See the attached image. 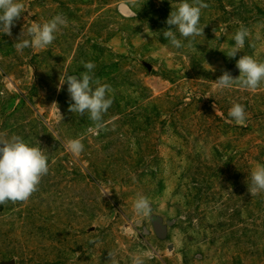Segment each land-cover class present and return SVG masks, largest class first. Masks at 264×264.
<instances>
[{
	"label": "rangeland",
	"instance_id": "rangeland-1",
	"mask_svg": "<svg viewBox=\"0 0 264 264\" xmlns=\"http://www.w3.org/2000/svg\"><path fill=\"white\" fill-rule=\"evenodd\" d=\"M21 2L13 35L0 34V134L41 147L49 172L27 201L0 205V264H106L109 250L117 264L140 253L144 264H264V192L245 183L264 165V81L215 83L223 69L238 77L244 54L264 62V0H204V34L187 47L176 31L180 49L162 30L181 0H127L134 18L125 0ZM57 14L67 26L50 45L16 50L23 28ZM242 24L249 36L230 59ZM82 62L112 89L103 130L68 111L60 86ZM139 195L148 216L134 209Z\"/></svg>",
	"mask_w": 264,
	"mask_h": 264
},
{
	"label": "clouds",
	"instance_id": "clouds-1",
	"mask_svg": "<svg viewBox=\"0 0 264 264\" xmlns=\"http://www.w3.org/2000/svg\"><path fill=\"white\" fill-rule=\"evenodd\" d=\"M121 5L126 6L127 15L130 18L135 17L136 12L131 9L127 0ZM24 7L21 0H0V34L9 37L13 35L12 29L24 13ZM207 7L208 4L204 0H191V2L181 0L178 8L172 10L165 21L168 27L162 30L163 37L174 48L180 49L185 45L177 38L176 31H178L181 37L188 39L187 47H191L192 40L189 38L204 34V29L199 27V22L201 10ZM66 26L67 19L63 14L55 15L42 25L32 23L27 33L23 28L15 38L14 47L18 52L25 48L42 49L54 41L55 33L60 27ZM26 36L30 39L25 38ZM248 36L249 29L242 24L234 36L235 43L232 50L227 53L230 59L237 56ZM82 63L85 71L79 76L66 75L64 82L60 81V86L67 84L68 111L79 113L81 116L88 113L93 124V127L88 129L89 132L103 130L105 128L103 114L113 103L109 95L112 89L109 84H101L99 79L94 80L95 64L93 62ZM236 68L240 75L235 78L229 70H222V75L215 81L220 89L230 88L234 83L246 89H256L261 81H264V62H259L253 56L247 54L240 56L236 61ZM228 115L239 123L245 119V108L240 103H234ZM68 147L74 154L84 150V145L78 138L69 141ZM48 172L49 158L41 147L29 143L20 135L13 134L8 137L0 134V205L27 201L38 190L42 178ZM245 183L252 197L264 192V165L252 170L250 186L248 177ZM134 209L136 213L148 216L152 212V205L146 196L139 195L134 203ZM106 264H117L116 254L113 251H108ZM132 264H144V254L133 256Z\"/></svg>",
	"mask_w": 264,
	"mask_h": 264
}]
</instances>
